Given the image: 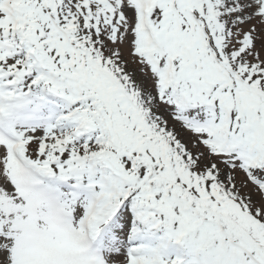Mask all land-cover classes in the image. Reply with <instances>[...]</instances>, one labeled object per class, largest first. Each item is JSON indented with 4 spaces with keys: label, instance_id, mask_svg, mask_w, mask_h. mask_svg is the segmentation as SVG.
I'll return each mask as SVG.
<instances>
[{
    "label": "snow or ice",
    "instance_id": "6c2138e0",
    "mask_svg": "<svg viewBox=\"0 0 264 264\" xmlns=\"http://www.w3.org/2000/svg\"><path fill=\"white\" fill-rule=\"evenodd\" d=\"M0 264H264V0H0Z\"/></svg>",
    "mask_w": 264,
    "mask_h": 264
}]
</instances>
